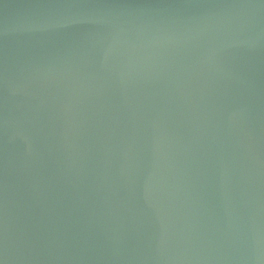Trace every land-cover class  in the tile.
Listing matches in <instances>:
<instances>
[{"label": "water", "instance_id": "95a60500", "mask_svg": "<svg viewBox=\"0 0 264 264\" xmlns=\"http://www.w3.org/2000/svg\"><path fill=\"white\" fill-rule=\"evenodd\" d=\"M0 264H264V0H0Z\"/></svg>", "mask_w": 264, "mask_h": 264}]
</instances>
